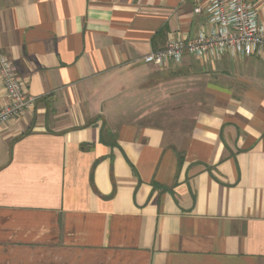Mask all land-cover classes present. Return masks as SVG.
<instances>
[{
	"label": "crops",
	"instance_id": "obj_1",
	"mask_svg": "<svg viewBox=\"0 0 264 264\" xmlns=\"http://www.w3.org/2000/svg\"><path fill=\"white\" fill-rule=\"evenodd\" d=\"M196 3L0 0V56L36 98L0 127V264H264V58L142 60L210 30ZM191 56L215 101L143 117Z\"/></svg>",
	"mask_w": 264,
	"mask_h": 264
},
{
	"label": "built area",
	"instance_id": "obj_2",
	"mask_svg": "<svg viewBox=\"0 0 264 264\" xmlns=\"http://www.w3.org/2000/svg\"><path fill=\"white\" fill-rule=\"evenodd\" d=\"M196 12H204L210 25L208 32L192 38L174 33L164 48L142 57L145 63L161 68L180 65L193 55L217 60L224 55L261 56L264 58V26L251 0H196ZM0 79L6 90V102L0 106V127L32 110L36 98L28 94L10 60L0 56Z\"/></svg>",
	"mask_w": 264,
	"mask_h": 264
},
{
	"label": "rangeland",
	"instance_id": "obj_3",
	"mask_svg": "<svg viewBox=\"0 0 264 264\" xmlns=\"http://www.w3.org/2000/svg\"><path fill=\"white\" fill-rule=\"evenodd\" d=\"M190 62L195 63V68L179 66V69H185L176 75L171 72L178 67L171 66L160 74L166 80L159 83L158 87L147 90L146 97H138L137 104L145 105L144 109H148L143 117L164 126L168 125L171 129L172 123L176 121H179L181 126L183 123L190 124L195 116L215 101L208 88L211 72L205 64L192 56L186 60V63Z\"/></svg>",
	"mask_w": 264,
	"mask_h": 264
},
{
	"label": "trees",
	"instance_id": "obj_4",
	"mask_svg": "<svg viewBox=\"0 0 264 264\" xmlns=\"http://www.w3.org/2000/svg\"><path fill=\"white\" fill-rule=\"evenodd\" d=\"M182 158V157H181Z\"/></svg>",
	"mask_w": 264,
	"mask_h": 264
}]
</instances>
